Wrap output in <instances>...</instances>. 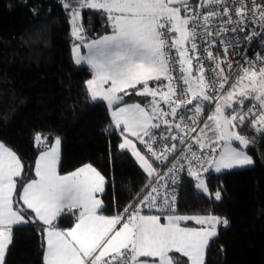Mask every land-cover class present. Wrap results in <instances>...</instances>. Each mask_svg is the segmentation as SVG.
I'll return each instance as SVG.
<instances>
[{
    "label": "snow or ice",
    "instance_id": "1",
    "mask_svg": "<svg viewBox=\"0 0 264 264\" xmlns=\"http://www.w3.org/2000/svg\"><path fill=\"white\" fill-rule=\"evenodd\" d=\"M62 7L69 10L71 35L78 41L73 47L75 63H86L92 70V78L86 81L90 97L107 102L112 123L122 137L118 147L130 150L149 177L141 189L147 193L130 213L131 205L123 213L103 215L100 197L105 193V176L92 164L59 174V137L39 154L36 178L30 180L16 152L0 142V264H5L14 226L36 221L46 226L44 264H182L175 253L186 257L188 264H205L210 240L218 235L217 225H227L228 220L212 214L163 216L175 212L176 193L169 180L176 184L178 173L185 170L180 163L184 160L188 175L197 181L195 187L208 193L204 173L253 163L232 142L251 143L235 130L250 115L255 116L251 126L264 132V57L257 53L255 60L245 58V64L237 65L240 74L229 89L214 96L225 89L234 71L227 58L229 49L243 43L238 37L225 41L224 35L243 33L249 45L261 37L264 2L251 0L249 7L246 0L231 4L228 0H200L194 7L192 0H64ZM84 9L106 14L111 32L88 40ZM218 37L223 58L212 51ZM81 48L87 53L81 54ZM130 92L145 98L146 103H126L124 97ZM249 98L256 104L247 112L233 107L243 106ZM205 102L215 103V109L198 131ZM229 109L231 115L226 114ZM186 116L190 123H185ZM162 125L167 134L159 133L161 141H178L185 147L161 175L150 159L163 163L177 151L175 143H163L157 151L154 130ZM46 140L35 133L37 146ZM138 143L149 155L142 154ZM204 163L208 169L200 167ZM221 196L219 190L214 193L217 201ZM145 207L159 209L161 215H144ZM29 210L34 214L31 220L26 219ZM65 213L75 216V223L60 229L54 221ZM162 217L166 223L161 222ZM190 220L201 227L181 226L182 221Z\"/></svg>",
    "mask_w": 264,
    "mask_h": 264
},
{
    "label": "trees",
    "instance_id": "2",
    "mask_svg": "<svg viewBox=\"0 0 264 264\" xmlns=\"http://www.w3.org/2000/svg\"><path fill=\"white\" fill-rule=\"evenodd\" d=\"M82 19L87 39L111 31L100 11L84 9ZM71 46L69 13L60 0H0V142L16 152L30 180L39 153L59 137V174L92 164L107 181L101 214L123 213L149 177L128 150L118 147L122 137L112 126L107 103L91 99L86 88L91 69L75 63ZM124 100L145 101L134 92ZM253 104L249 98L233 107L247 112ZM226 114L231 115V109ZM253 119L250 115L235 129L251 141L244 149L253 159L251 166L204 173L210 195L198 191L189 175L178 186L174 213L228 220L210 240L205 264H264V132L251 126ZM37 132L47 138L40 146L34 141ZM217 190L222 193L219 201L214 198ZM33 216L29 210L26 219ZM74 222L75 216L65 213L54 224L66 229ZM44 245L39 221L16 225L5 264H44ZM175 256L188 264L182 254Z\"/></svg>",
    "mask_w": 264,
    "mask_h": 264
},
{
    "label": "built area",
    "instance_id": "3",
    "mask_svg": "<svg viewBox=\"0 0 264 264\" xmlns=\"http://www.w3.org/2000/svg\"><path fill=\"white\" fill-rule=\"evenodd\" d=\"M228 2L231 4V3H233V0H228ZM246 2L248 3L249 7H251V0H246ZM256 2L257 3H262V2H264V0H256ZM198 3L199 2H193V6L195 7V5L198 4ZM203 10H204L203 8L200 9V11H203ZM182 14H183V12H182ZM232 15H233V18L235 19L234 13H232ZM249 15H251V13H249ZM218 24H219V21H217V26H218ZM253 27H255L256 31H261V29H260V27L258 25H253ZM246 31H251V28H246ZM233 37H238L241 41H243V43L238 48L229 49L228 54H227V58H228V60L230 62L233 63L234 71L231 73V75L229 77V84L225 85V89L222 92L216 93L214 98L218 97L220 95H223V92L227 91L229 89L231 82L240 74L237 65L238 64H240V65L245 64V58L255 60V58L257 56V53H259L260 56L264 57V44L261 43V39H262V37H264V32H262V36L261 37L254 38L253 42L250 45L248 44L247 41H244V34L243 33H226L223 38H224L225 41H227V40L232 39ZM219 40H220V38L218 37L217 38L218 43H217L216 46H214L212 48V51H213V53L216 56H219V57L223 58L224 57V51H223V47L219 43ZM198 43H200V41H198ZM200 51L203 54L204 49L201 48ZM173 57H175V53H173ZM209 66L210 65L208 63L205 64L206 68L209 67ZM222 67H225V72L228 73V69H227L226 65H222ZM163 107L165 108V110H167V106L166 105H164ZM204 107H205V110H204V112L202 114V118L199 121L198 126H197V130L198 131H199V128L201 127V125L207 119V117L209 115H211V113L214 112L215 103L208 104L207 102H205V106ZM189 115H190V113H189ZM185 123H190V121L187 120V116L185 118ZM154 131H156V134H157V141H158L157 144H156L157 151H159V149H160V147H161V145L163 143H168L169 146H171L172 143H175L176 146H177V151L175 153L171 154L169 156V158L166 161H164L163 163H161L160 161L154 160V158L150 159V161L153 162V166L162 175L164 172L167 171V169L169 167H171L172 163L177 159V157L180 156V153H181L182 150H184L185 146L181 145L178 141H171V140L161 141L159 133L160 132H165V134H167L166 133V129H165V127L163 125L161 126V129L154 130ZM189 142H191V141H189ZM141 148L146 153V155H149L142 145H141ZM194 150L198 151V147L194 146ZM205 151H208V150L205 149ZM180 163L181 164H185V170L178 173V179H177L176 184L172 185L171 181L169 180V186L172 189H174V191L176 193L175 209H176V206H177V200L179 198L178 186L181 184L184 176L188 175L186 162L184 160H180ZM207 165H208L207 163H204L200 167L202 169H206ZM153 183H155V180H153ZM146 193H147V189H145L144 191H142L139 194V197L133 202L132 206L129 208V213L131 211H133L134 209H136V207L140 204V200L143 198L144 195H146ZM150 211H152V212L154 211V212H158V213L160 212L159 209H148L146 207L142 209V213L150 212ZM164 213H171V212H164Z\"/></svg>",
    "mask_w": 264,
    "mask_h": 264
},
{
    "label": "rangeland",
    "instance_id": "4",
    "mask_svg": "<svg viewBox=\"0 0 264 264\" xmlns=\"http://www.w3.org/2000/svg\"><path fill=\"white\" fill-rule=\"evenodd\" d=\"M197 1H200V0H197ZM183 15V14H182ZM69 21H70V14H69ZM72 42H73V37H72ZM72 47V46H71ZM74 47V46H73ZM72 55H73V57H74V54H73V50H72ZM75 60V59H74ZM166 83V82H165ZM145 99V98H144ZM126 103H129V104H131V103H138L137 101H126ZM141 103V105L143 106V104L144 103H146V99H145V101H144V103H142V102H140ZM111 110V109H110ZM212 114V113H211ZM114 126V125H113ZM115 127V126H114ZM129 138H131V137H129ZM134 139V138H133ZM121 142H122V139H121ZM120 142V143H121ZM135 142V141H134ZM232 146L233 147H236V148H238L239 150H242V151H245L246 153H247V155H249L250 157H251V155L246 151V150H244L242 147H240V146H238V145H236V144H233L232 143ZM137 147H138V149L142 152V154H145L146 155V153L143 151V149L141 148V145L138 143L137 144ZM130 153H131V151L130 150H128ZM147 156V155H146ZM135 158V157H134ZM252 158V157H251ZM253 160V159H252ZM137 161V160H136ZM138 162V161H137ZM151 162V161H150ZM139 163V162H138ZM253 164V163H252ZM252 164H249V165H245V166H236V167H233V168H231V169H236V168H243V167H248V166H251ZM140 165V164H139ZM208 165H207V167H206V169H208ZM231 169H222V171H227V170H231ZM211 171H213V172H215L214 171V169H210ZM221 171V172H222ZM202 178H204V176H202ZM205 179V178H204ZM196 181V180H195ZM196 183H197V181H196ZM198 190V189H197ZM198 191H200V190H198ZM201 192V191H200ZM205 194H207V195H210V193L208 192V193H205ZM149 214H152V213H149ZM153 214H158V213H153ZM169 214H176V215H186V216H197V215H209V214H177V213H168V215ZM158 215H160V214H158ZM213 215V214H212ZM217 216V215H216ZM219 217V216H218ZM162 222V221H161ZM163 223V222H162ZM194 223V224H193ZM181 226L182 227H191V228H199V227H201L200 225H198L196 222H195V220H190V221H182L181 222ZM217 227H218V225H217Z\"/></svg>",
    "mask_w": 264,
    "mask_h": 264
},
{
    "label": "crops",
    "instance_id": "5",
    "mask_svg": "<svg viewBox=\"0 0 264 264\" xmlns=\"http://www.w3.org/2000/svg\"><path fill=\"white\" fill-rule=\"evenodd\" d=\"M61 1V4L64 2V0H60ZM68 11V13H69V10H67ZM70 26H71V23H70ZM71 30H72V26H71ZM111 31H109V32H107V33H110ZM107 33H105V34H107ZM104 35V34H103ZM73 37V36H72ZM97 38V37H96ZM92 39H95V38H92ZM88 40H91V39H88ZM75 43H78V41H76L75 40V38L73 37V42H72V47H71V51L73 50V46H74V44ZM87 53V49L86 48H81V54H86ZM73 56V55H72ZM73 59H74V57H73ZM81 64H84V65H87L86 63H81ZM89 68H90V66L89 65H87ZM91 69V68H90ZM91 72H92V70H91ZM90 78H92V75H91V77ZM89 78V79H90ZM166 82V81H165ZM97 100H101V99H97ZM106 102V101H105ZM126 102V101H125ZM138 102V101H137ZM107 103V102H106ZM138 103H140V102H138ZM109 111L111 112V110L109 109ZM112 126H113V123H112ZM114 127V126H113ZM115 128V127H114ZM116 129V128H115ZM116 130H118V129H116ZM53 144H54V142H53ZM52 144V145H53ZM51 145V146H52ZM50 146V147H51ZM7 147V146H6ZM49 147V148H50ZM48 148V149H49ZM48 149H46V150H48ZM46 150H44V151H46ZM43 152V151H42ZM41 153V152H40ZM39 153V154H40ZM60 155H61V152H60V146H59V157H60ZM38 157H39V155H38ZM37 157V158H38ZM37 160V159H36ZM59 161H60V159H59ZM36 162V161H35ZM59 165V164H58ZM83 166V165H82ZM82 166H80V167H82ZM79 167V168H80ZM94 167V166H93ZM78 169V168H77ZM76 170V169H75ZM75 170H73V171H75ZM34 171H35V165H34ZM73 171H71V172H73ZM71 172H69V173H71ZM66 174H68V173H65V174H61V175H66ZM34 178H36V177H34ZM101 198V197H100ZM149 213H152V214H149ZM153 213H157V212H145V213H142V214H144V215H158V214H153ZM161 215V214H160ZM168 215V213L167 214H163V216H167ZM163 223H166V220L165 219H163V217H162V220H161ZM41 224H42V222H40ZM75 223V222H74ZM25 224V223H24ZM194 224V223H193ZM43 225V224H42ZM44 226V225H43ZM74 226V224L71 226V227H73ZM45 227L46 226H44V229H45ZM71 227H69V228H71ZM61 229V228H60ZM67 229V228H66ZM45 231H44V239H45ZM45 243H46V241H45ZM45 254V253H44ZM44 254H43V261H44Z\"/></svg>",
    "mask_w": 264,
    "mask_h": 264
},
{
    "label": "water",
    "instance_id": "6",
    "mask_svg": "<svg viewBox=\"0 0 264 264\" xmlns=\"http://www.w3.org/2000/svg\"><path fill=\"white\" fill-rule=\"evenodd\" d=\"M232 143L242 147L243 149L248 147V146L241 145L238 141H235V140Z\"/></svg>",
    "mask_w": 264,
    "mask_h": 264
}]
</instances>
